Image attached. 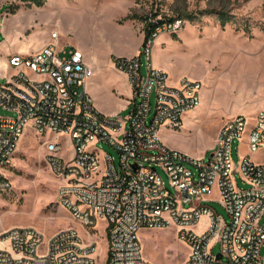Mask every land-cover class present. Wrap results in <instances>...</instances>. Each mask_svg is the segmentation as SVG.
<instances>
[{"label":"built area","instance_id":"2783aa9c","mask_svg":"<svg viewBox=\"0 0 264 264\" xmlns=\"http://www.w3.org/2000/svg\"><path fill=\"white\" fill-rule=\"evenodd\" d=\"M148 19L160 18L150 14ZM185 24L181 18L163 19L140 53L114 58L131 88L125 115L95 105L88 90L94 68L80 49L58 48V29L41 49L12 56L16 72L0 80V105L15 113L0 114V191L11 187L8 172L30 127L51 135L44 139L46 159L73 217L88 228L100 220L108 223L107 264H150L140 230L169 226H177L178 236L189 245L183 264H264V161L240 154L236 163L233 156L236 140L239 149L243 144L252 152L264 148V109L252 120L239 113L224 121L209 156L169 146L160 135L162 127L181 128L184 114L202 103L201 79L184 76L171 83L168 72L152 61L155 39L178 33ZM97 142L115 148L118 163L111 152L98 153ZM215 187L228 219L206 203ZM204 215L208 221L198 233L194 228ZM96 248V240L84 242L72 226L49 242L33 226H13L0 235V264H98Z\"/></svg>","mask_w":264,"mask_h":264},{"label":"rangeland","instance_id":"374dc122","mask_svg":"<svg viewBox=\"0 0 264 264\" xmlns=\"http://www.w3.org/2000/svg\"><path fill=\"white\" fill-rule=\"evenodd\" d=\"M3 1V0H2ZM0 2V15L7 11V4L20 5L16 12L8 10V16L0 21V80L5 81L16 68L10 64L14 55H27L37 44L35 40L50 38L53 29H58V48H79L91 40L100 41L96 51L97 66L94 67V84L90 85L91 94L105 112L114 115H125L129 110L119 108L118 98L121 87H124L122 74L114 60L106 58L107 50L112 44L113 34L125 29L133 20L137 29L143 30L145 17L158 14V18L177 16L183 12L200 15L195 21L186 20L184 28L171 36L172 43H163L162 47H171L172 53L153 52L152 61L160 60L168 66L169 74L178 73L182 77L201 79L204 83L202 103L197 108L184 114L181 128L163 131V141L172 147L179 148L195 156L212 153L211 145L216 141L217 134L229 118L242 113L252 120L256 110L237 108L247 107L258 98L259 93H244L243 97L235 94L236 88H264V0H95L97 6L116 8L117 17L101 16L93 8L94 0H47L42 7L26 6L22 0H4ZM213 8L229 12L231 20L225 26L219 23ZM53 15V21L43 23L42 18ZM128 14H136V18L126 19ZM34 15L42 27L36 31L26 32L27 36L13 35L6 30V23L21 20ZM126 23V24H125ZM250 32L244 30L245 24ZM41 41H38L40 43ZM85 54L84 50L80 49ZM143 71H147V57L144 55ZM157 92L152 94L155 105ZM264 107V106H263ZM1 115H15L11 110L0 105ZM128 122L124 128L127 129ZM168 128V127H167ZM43 136L27 128L18 146L12 166L8 172L11 187L0 191V235L13 226H33L45 236L47 242L67 227H74L84 242L93 239L97 242L93 255L98 264H107L109 252L108 223L100 220L92 228L74 218L71 211L62 203L58 195L59 181L52 172L47 159V146ZM64 139V138H63ZM63 143L64 140L62 141ZM239 140L233 146L236 163L241 154H249L255 162L264 161V148L250 151L246 144L238 148ZM95 145V144H94ZM89 144V147H92ZM98 153L111 152L119 161L115 148L106 142H97ZM64 154V151H62ZM166 177V176H165ZM167 182L168 178L166 177ZM239 184L244 185L239 179ZM206 203L214 207L227 219L229 214L215 187L206 198ZM208 216L204 215L195 226L196 232H202L207 224ZM93 231L94 235L90 234ZM140 239L144 257L150 264H183L189 253L187 245L179 236L177 226L153 227L140 230ZM220 243L214 252L220 251ZM264 251V250H263Z\"/></svg>","mask_w":264,"mask_h":264},{"label":"crops","instance_id":"0c3cea01","mask_svg":"<svg viewBox=\"0 0 264 264\" xmlns=\"http://www.w3.org/2000/svg\"><path fill=\"white\" fill-rule=\"evenodd\" d=\"M2 0H0L1 2ZM4 1V0H3ZM2 1V2H3ZM95 6H94V10L97 12H103L101 16L103 17H108L113 18L114 15V19L115 17L118 16L115 15V11H117L118 9L116 8H109V7H103L101 5L97 6L96 1H93ZM1 4V3H0ZM53 21V15H49L48 17H43L42 18V22L43 23H48ZM126 22H128L125 26V29L121 30L120 33L118 34H113L112 38H110L111 41V48L107 50V54H106V58L109 60H114V58L116 56H132V55H136L138 53H140L141 48H142V44L144 41V36L145 33L144 31L139 28L137 29L133 20H127ZM42 27V23H39V21L36 19V17L34 15H29L25 18L21 20H12V21H8L6 23V30L7 32L11 33L13 35V40L15 38V36L17 34H24L25 36H27L26 32L28 31H36L34 32L32 35L33 36H37V30L40 29ZM54 30V29H53ZM32 31V32H33ZM50 38H40L38 40H35V42L37 44L34 45V49L33 51L39 50L41 49L43 46H45L48 42H50ZM38 41H41L40 43H38ZM172 43L173 40L171 39V36L165 33L160 34L154 42V46H153V52L155 54L158 53V51L162 50V44L163 43ZM100 46V41H94L91 40L89 41L85 46L82 44H79V48L84 50L85 52V60L86 62L92 66L93 68L95 66H97V56L96 55V51L98 50V47ZM65 47V46H64ZM74 47V46H71ZM70 47V48H71ZM63 48V47H62ZM172 45L169 48H166L165 50L163 49L162 52H169L172 53L174 51H172ZM32 52V51H31ZM156 67L162 68L163 70H165L166 72H168L169 74V70H168V66L164 65L163 62H161L160 60H156L155 64ZM120 73L122 74L123 80H124V87L120 88V91L118 92L119 94V98H118V103H119V108H121V110H129L130 111V106H129V98L131 97V88L128 84L127 81V76L120 71ZM12 75V73H11ZM182 76L178 73H171L169 74V80L171 83H178V81L180 80ZM95 79H90V81L88 82V90L90 91V85L94 84ZM254 92V93H259L258 98L251 101L250 105H248L247 107H242L241 108H237L236 112L241 111L243 112L244 109L247 110H256L258 111L259 109H264V88H236L234 90L235 94H239V96L243 97L244 93L247 92ZM92 95V94H91ZM93 99L94 96L92 95ZM202 99H203V95H202ZM94 103L95 105L103 112H105L97 103V101H95L94 99ZM108 114H113L114 112H105ZM164 130H169V128L167 127H162L161 131H160V135L161 138L163 140V131ZM215 145V142L211 145V147L213 148V146ZM171 146V145H170ZM206 155H208V152L206 151V153H204Z\"/></svg>","mask_w":264,"mask_h":264},{"label":"trees","instance_id":"16d2710c","mask_svg":"<svg viewBox=\"0 0 264 264\" xmlns=\"http://www.w3.org/2000/svg\"><path fill=\"white\" fill-rule=\"evenodd\" d=\"M22 2H24L26 4V6H38V7H42L46 4L47 0H22ZM8 8V10H11L12 12H16L19 8L20 5H14L12 3L7 4L6 5ZM208 12H215L217 14L219 23L223 26H225L228 22H230L231 20V14L223 9H218V8H213L211 10H207ZM158 14H152V17H156L157 18ZM137 15L136 14H128L125 18L126 19H130V18H136ZM149 15L145 17V23H144V27H143V31L145 33L144 36V41L143 44L151 37L153 31L155 30L156 27H158L160 25V23L163 22V19H169V20H174L175 18H181L184 20H189V21H195L197 19L200 18V15L193 13V12H183V13H179L177 16H170V17H163L162 19H157L156 22L153 21H149ZM244 30H246L247 32H250V26L248 25V23L245 24L244 26ZM174 37H178L177 34L174 33ZM109 233V230H108Z\"/></svg>","mask_w":264,"mask_h":264},{"label":"water","instance_id":"95a60500","mask_svg":"<svg viewBox=\"0 0 264 264\" xmlns=\"http://www.w3.org/2000/svg\"><path fill=\"white\" fill-rule=\"evenodd\" d=\"M222 257V255L221 254H219V258H221Z\"/></svg>","mask_w":264,"mask_h":264}]
</instances>
